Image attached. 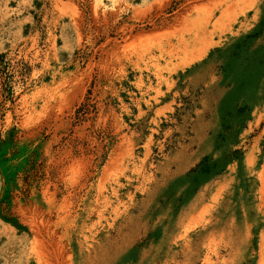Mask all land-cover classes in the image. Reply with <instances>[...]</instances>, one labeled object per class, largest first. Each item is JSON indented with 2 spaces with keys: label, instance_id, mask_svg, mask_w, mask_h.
Returning a JSON list of instances; mask_svg holds the SVG:
<instances>
[{
  "label": "rangeland",
  "instance_id": "obj_1",
  "mask_svg": "<svg viewBox=\"0 0 264 264\" xmlns=\"http://www.w3.org/2000/svg\"><path fill=\"white\" fill-rule=\"evenodd\" d=\"M263 258L264 0H0V264Z\"/></svg>",
  "mask_w": 264,
  "mask_h": 264
},
{
  "label": "bare ground",
  "instance_id": "obj_2",
  "mask_svg": "<svg viewBox=\"0 0 264 264\" xmlns=\"http://www.w3.org/2000/svg\"><path fill=\"white\" fill-rule=\"evenodd\" d=\"M201 56H202V55L200 54V57H198V58H201ZM195 59H197V57H196V58H194V59L192 60V62H193V61H195ZM192 62H190V63H192ZM188 231H189V229H187V231H186V232H188ZM261 252H262V251H261ZM263 260H264V258H263Z\"/></svg>",
  "mask_w": 264,
  "mask_h": 264
}]
</instances>
